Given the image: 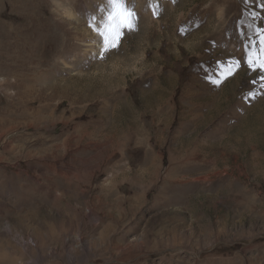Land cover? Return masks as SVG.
Returning <instances> with one entry per match:
<instances>
[{
	"label": "rangeland",
	"instance_id": "374dc122",
	"mask_svg": "<svg viewBox=\"0 0 264 264\" xmlns=\"http://www.w3.org/2000/svg\"><path fill=\"white\" fill-rule=\"evenodd\" d=\"M101 3L0 0V264H264V0Z\"/></svg>",
	"mask_w": 264,
	"mask_h": 264
},
{
	"label": "snow or ice",
	"instance_id": "6c2138e0",
	"mask_svg": "<svg viewBox=\"0 0 264 264\" xmlns=\"http://www.w3.org/2000/svg\"><path fill=\"white\" fill-rule=\"evenodd\" d=\"M135 5L131 7L127 0H102V3L97 5V13L90 15V27L97 33L98 44L101 45L100 55L109 48L116 47L119 38L123 34V30L129 31L134 28V15L132 11ZM243 35V33H242ZM260 38V47L257 50L255 41L246 42V63L250 68L259 67L264 72V30H258ZM236 65L239 61L234 62ZM229 74L231 69H228ZM215 84H219L220 80H213ZM249 96L254 98L255 93L249 92Z\"/></svg>",
	"mask_w": 264,
	"mask_h": 264
}]
</instances>
